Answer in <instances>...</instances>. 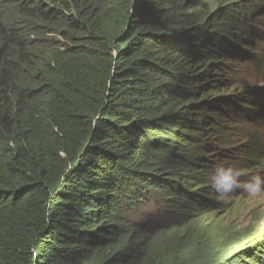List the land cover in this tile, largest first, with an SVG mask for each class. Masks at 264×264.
<instances>
[{
	"label": "trees",
	"instance_id": "trees-1",
	"mask_svg": "<svg viewBox=\"0 0 264 264\" xmlns=\"http://www.w3.org/2000/svg\"><path fill=\"white\" fill-rule=\"evenodd\" d=\"M204 1L0 0V264H264L260 241L206 248L190 231L123 247L126 225L99 228L157 182L146 170L173 152L159 135L177 134L170 104L203 79L190 64L209 58V29L253 11ZM188 194L174 207L193 214L205 200Z\"/></svg>",
	"mask_w": 264,
	"mask_h": 264
},
{
	"label": "rangeland",
	"instance_id": "rangeland-1",
	"mask_svg": "<svg viewBox=\"0 0 264 264\" xmlns=\"http://www.w3.org/2000/svg\"><path fill=\"white\" fill-rule=\"evenodd\" d=\"M229 1L231 3L235 1L237 2V0ZM204 2L207 3V0H205ZM196 8L199 10L200 5L196 6ZM192 11L195 12L196 10L193 9ZM261 23H264V16H261L259 18V24ZM180 54L181 56L183 55L184 59L187 56V52L183 49H181ZM204 60L205 58H203L202 61L193 62L192 66L194 67L196 63H199V70H201L205 65ZM218 63L219 65L215 70H210L208 72L202 73V77L204 76L203 80L206 81L201 82L198 87L199 89L221 86L217 91H219V93L225 92L228 89V85L227 83H225V81L231 80L230 77L234 78L239 72L242 71V67H240L242 66L241 62H229L227 66L229 68V72H227V76L225 77L221 72L222 67L226 65L225 60L221 58V60H218ZM151 78L156 79V74H152V76L149 75V80H151ZM132 86L134 87V85ZM145 89L146 87L144 85L140 86L139 90H136L135 88L133 90L138 91L139 93V91L144 92ZM172 89H174V87H172ZM195 91L197 90H194L192 93L190 92V94L187 92L186 94L182 95L185 97L198 95L195 94ZM217 91L215 89H212L209 92H200L195 101H198L201 97L204 98L205 96H211ZM224 97L227 98V96ZM138 101H141L140 96L138 97ZM195 101L191 100L192 108L197 105ZM178 103L181 104L175 107L176 105H178ZM189 103L190 100H182L181 98H178L177 102H171L168 110H170L172 107V116L173 114L180 112L178 114V116H180V119L187 118V125L191 127L193 126L194 128L196 127L198 129L196 130V133L198 135L196 136L195 134H193L195 137L201 136L205 133V136H203V140L207 143L214 144V142L216 141V145H218L220 143L233 141L234 134L238 133V130L240 129L239 124L236 122V120H233L231 125H227L228 123L225 121V117L223 116L224 112L215 113V110H212L214 115L212 118H209L207 110H201V112H204L203 117L198 120L197 124H195L196 119L194 118V115L198 114L199 116V112H195L190 109V115H187L189 110L187 109L188 107L185 106ZM213 103L214 106L218 104L217 98L215 99V101H213ZM135 106L136 105L133 104V108ZM136 109L140 110L142 109V106H139ZM196 111L198 110L196 109ZM262 111L264 110H261V112ZM261 112L257 113V117L255 119L250 120V124L253 127V132L250 135L252 141H257L259 139L264 140V116L261 115ZM135 116L139 117L138 121H142L140 119V117H142V113L140 115L135 114ZM236 119L237 121H239L238 118ZM206 124L207 128L205 127ZM178 125H180L181 128H184L181 122H179ZM220 127H222L221 130ZM194 128H191V130L189 128L186 129L191 132ZM205 128L209 130H205ZM212 128L213 132L210 131V129ZM180 133L181 132L177 131V134H175L177 140L173 143V147L177 150L186 151L188 143L190 142L189 138L195 137L191 132V135L188 136L187 141L185 142V144H183L181 141ZM159 136L161 140L168 146L169 143H171V140L174 139V137L168 135L166 136L167 138L165 136ZM154 137H158V135H151L150 138ZM161 147H164V145L160 146V148ZM262 149L264 150V148ZM131 153H133L131 156L132 160H135V163H132V166L136 167L138 163L140 164L143 161L142 160L141 162L137 163V158L139 156H142V152L133 150V152ZM205 160L208 161L207 157ZM223 164L229 166V164ZM146 171L151 172L152 177L156 178L157 182L149 183L148 187H146L145 189L143 188L141 196L138 197L137 200L130 201L132 202V206L128 208L127 211L121 212L120 214L116 213V216H119L123 221L119 223H121V225L125 224V228L128 232L124 236L119 237V241L122 243L123 247L130 246L133 238H136L137 241L148 243L155 242L158 238H161L164 235L166 236L173 234L180 236L183 234L185 236V234L190 233V231L193 236L196 233L198 235H202V238L200 239L202 240L201 244H203V246L206 248H208L209 245L214 246L215 248L218 247L219 243L214 242L212 244H209V242L207 241V239H211L213 236L217 237V240L220 239L223 245V250H234L235 248H247L248 250L249 248L247 246L252 242H257V240H259L260 242H264V193L258 196H250L246 192L238 190L230 197H224L225 199L221 202L218 198L219 196L216 194L213 197L215 199L217 198V204L219 203L218 206H214L212 201H210L211 203L205 202L204 204H196L195 208L199 210L197 212H192L193 214H189L188 212H181L174 206L178 205V202L181 201V196L176 189L180 188L186 191L187 188L189 189V185L192 183L191 181H193V179L190 178V176H185L184 174L178 173L176 170L167 175H165V171H160V173H157L153 170ZM186 173L189 174V172ZM181 175H184L185 177H181ZM211 175V172H205V174L203 175V181L209 182ZM159 181L160 183H167V190H165L167 192L161 191L162 184H159ZM170 181L171 183H169ZM173 193L174 196L172 195ZM208 193H211V190H208V187H206V192L203 193V196L206 197ZM116 196H118V194H116ZM207 197L211 198V196ZM172 198L177 202H172ZM188 199L190 200V198L188 197L182 198V200L186 201H189ZM113 200L116 199L113 198ZM107 224L108 223H104L103 226ZM113 250V247L109 248V255L113 253Z\"/></svg>",
	"mask_w": 264,
	"mask_h": 264
},
{
	"label": "bare ground",
	"instance_id": "bare-ground-1",
	"mask_svg": "<svg viewBox=\"0 0 264 264\" xmlns=\"http://www.w3.org/2000/svg\"><path fill=\"white\" fill-rule=\"evenodd\" d=\"M241 6V5H240ZM197 9V8H196ZM234 11V8H232L230 11H229V14L231 13V11ZM255 15V13L254 12H250V15ZM245 23V25H246V27H248L249 25H251V24H247L246 23V21L244 22ZM264 24V23H263ZM250 27V26H249ZM260 29H262V27H257V29H254V30H257V31H259L260 32ZM253 29H249L248 31H250V32H252V31H254ZM220 33H218V36H216L217 37V39H219L218 41L216 40V42L215 43H213L212 44V47H210V50H209V58L208 57H206L205 58V60L204 61H210V60H216V61H218V60H221V56L223 55V53H221L220 52V48H221V40H223L224 39V36H221V34L219 35ZM245 43H247V40H243ZM264 43V35L263 36H261V35H259L258 37H257V44H259V46L261 47H263V44ZM209 48V47H208ZM234 51L235 50H237V53L235 54V56L237 57V56H239L240 54H241V52L243 51L240 47H235L234 46ZM264 48V47H263ZM229 52L231 51V48L228 50ZM248 51L250 52V54L248 55V57H247V59H248V61H247V63L249 64V58L252 56V55H256V54H259L260 55V57L259 58H254L253 57V66L251 65V63H250V65L252 66V69H255L256 67H257V65H259L258 66V68L257 69H260V67H262V65H261V63H260V61L259 60H261V59H264V51L262 52V54H261V52H259V51H257L256 50V45L255 44H249V46H248ZM228 52V54H225L224 56H225V59H227V60H234V57L233 56H229L230 55V53ZM236 61V60H235ZM234 61V62H235ZM246 62V61H245ZM247 63H245V65L247 66ZM250 65H248V66H250ZM217 66H218V64L217 63H215L214 65H213V68L214 69H216L217 68ZM248 66L247 67H245L244 66V69H246V68H248ZM240 67H243V66H240ZM150 76H152L151 74H149ZM201 77H202V75H201ZM202 78H204V76L202 77ZM228 85V84H227ZM249 85L252 87V88H254V89H257V88H259V85H258V83L256 82V81H252V82H250L249 83ZM220 87L221 86H217V87H215V90L217 91L218 89H220ZM262 88V87H261ZM249 88H245V89H243V90H236L235 91V95H234V97H233V103H234V105H239V104H241V106H240V110H242V109H245L246 107H247V104L251 101V97H252V93L248 90ZM227 90H230V85H228V89ZM218 93H219V91H217ZM228 96H231V94H230V91H229V95ZM238 98V99H235V98ZM215 101V100H214ZM215 103V102H214ZM214 103L212 104V107H213V109L215 110V109H217L218 107H219V105H220V103L218 102V104L216 105V106H214ZM246 110V109H245ZM244 110V111H245ZM230 112H231V110H230V108H228L227 106H225V109H224V113H223V116L225 117V121L228 123L227 125H231L232 124V122H233V120L235 121L236 120V117H231V115H229L230 114ZM243 112V111H242ZM173 113V112H172ZM172 113H169V116L171 117L172 115ZM203 114H204V112H202V113H199V117L200 118H202L203 117ZM261 115L262 116H264V111H262L261 112ZM227 128V127H226ZM222 129V127H220V130ZM250 135H251V133L250 134H246V133H243V134H241V136L240 137H238V135H237V133L236 134H234V143H235V146L232 148V150H231V152H232V155H231V152L229 151H226V150H224V154H223V158H227L229 155H231V156H229L230 158L228 159V161L227 162H229V163H232V161L234 160V159H236V158H238L239 157V154L238 153H236L237 152V150H238V148H239V146L240 145H244V144H246V145H251L252 147H253V150L255 149H258V151L260 152L261 150L259 149L260 147L259 146H261L262 148H264V140H262V139H259V140H257V141H252L251 140V138H250ZM203 136L204 135H201V136H198V137H195L194 139V141H190L188 144V147H187V149H186V151H183V150H177V149H173V152L171 151L170 153H169V149L167 148V151H168V156L169 157H173V159L171 158L170 160H172V161H174V162H176V164H177V166H178V168H175L174 166H172V167H170V168H165V169H163L162 171H165V175H167V174H169V173H171V172H174L175 170L178 172V173H180V174H184L185 176H190V178H192L193 179V181H192V183L189 185V189L191 188V187H193V184H195V185H199V184H202V187H208V185L210 184V180H209V182H205V181H203V178H201V179H199L198 181L195 179V177H197V171H198V168H199V175H204L205 174V172H211V174L213 173V171H214V167H215V165H217V164H219L218 163V161H216V159H215V157L213 156L214 155V153H215V150H214V147H215V145H213L212 143H210L211 145H213L214 147L213 148H211V147H209L208 148V146L209 145H207V144H205V141L203 140ZM225 136V135H224ZM245 137V138H244ZM199 141H201V143L199 142ZM216 143V141L214 142V144ZM163 145H166V143H163ZM236 145H237V149H236ZM193 146H195V148H193L194 150H193V152H191V147H193ZM162 148V147H161ZM234 151H235V153H234ZM228 152V153H227ZM243 153H244V155H248L247 153L245 154V150L243 151ZM234 154V155H233ZM203 155H206L207 156V159H208V161H206L205 159H203V158H205V156L203 157ZM235 157V158H234ZM246 157V156H245ZM248 159L249 160H247L246 162H239L238 164H236L235 165V167H237V168H239V167H245L246 166V163H248V161H250V160H252L253 161V158H252V155H248ZM188 160L189 161H191V160H195L194 161V163L189 167L190 169H192V171H193V173L191 174V175H189V174H187L186 172V168L182 165V161H187L188 162ZM211 163H216V164H211ZM187 164V163H186ZM226 166V165H225ZM188 168V169H189ZM247 169H246V172L245 173H248L247 175H250V174H252V173H255L254 172V170H253V168L250 166V165H248L247 167H246ZM150 170H153V171H156L155 169H152V168H150ZM249 170V171H248ZM264 171V169H261V173ZM188 172H189V170H188ZM195 175V176H194ZM263 177H264V175H263ZM156 180V178H153V180ZM197 181V182H196ZM196 182V183H195ZM178 187V186H177ZM202 187H200V188H202ZM164 188V189H163ZM167 188V183L166 182H164L163 184H162V192L163 191H165V190H167L166 189ZM178 192H179V194H180V196H181V198H185V197H188V198H190L191 197V195H189L188 193L189 192H193V191H190V190H188V189H186V191H182V189H180V188H178V189H176ZM165 192H167V191H165ZM211 193H215L213 190H211ZM211 193H208V195L207 196H211ZM195 195V194H194ZM205 197V196H200L199 198L200 199H204V198H207V199H204L205 200V202H207V203H211L210 201H212L213 202V205L214 206H218V204H217V198L215 199V201H213V200H211V198L210 197ZM116 197H118V196H116ZM219 198V200H220V202L222 201V200H224L225 198H221V197H218Z\"/></svg>",
	"mask_w": 264,
	"mask_h": 264
},
{
	"label": "clouds",
	"instance_id": "clouds-1",
	"mask_svg": "<svg viewBox=\"0 0 264 264\" xmlns=\"http://www.w3.org/2000/svg\"><path fill=\"white\" fill-rule=\"evenodd\" d=\"M191 91L193 92V90H191ZM188 93L190 94V91ZM182 100H186V99H182ZM180 104L181 103H178V105H176L175 107L179 106ZM185 107H187V105ZM188 110H189V112H188L187 115H190V108ZM192 110H194V109H192ZM179 113L180 112L175 113L174 117L175 118L180 117V116H178ZM181 121H184L183 122V126L184 127H187L189 129L194 128L193 126L192 127L191 126H187V124H188L187 118H181V120L179 122H181ZM178 123H177V127L175 129L177 131L181 132L180 133L181 141H182L183 144H185V142L187 141L188 136L191 135V132H189L188 130H185L184 128H181L180 125H178ZM205 127L207 128V124L205 125ZM193 130H198V129L195 127ZM193 134H195L196 136L198 135L196 132L192 131V135ZM172 137H174V139L171 140V144L173 145V143L177 139H176L175 135L172 136ZM189 139H190V141H194L195 140L193 137H190ZM200 143H201V141H200ZM244 145L248 147V150H247L246 153L248 155H252L253 161L250 160V161H248V163H246L245 167H239V168L235 167V165L225 166L223 163L217 164L215 169H214V171H213V173H212V175H211V177H210V184L208 185V190H213L215 192V193H211V200H213V201L215 200V198L213 196L216 195V194L219 197H221V198L230 197L232 194H234L238 190L246 192L250 196H258V195L264 193V177H263L264 171L261 173V169H264V150L262 149L261 146H259L260 147L259 149L261 150L259 152L258 149H256V150L254 149L253 150V147L251 145H246V144H244ZM224 150L228 151V149L226 148L225 144H224V147H221L219 150L215 151L214 157L217 158L218 156H220L219 160H221V158H222V156L224 154L223 153ZM167 155L168 154H162L161 157L159 158V160L156 161V163H159V164H157L158 165V168L156 169L157 172H158V170H162V169H165V168L168 169V168H170L172 166H174L175 168H178L177 164H171L172 160H168L167 161V158H169V156H167ZM247 160H249L248 157H246V158L242 157V158L239 159V162L243 163V162H246ZM192 163H193V161H192ZM248 165H250L253 168L255 173H252L250 175H247L249 172L245 173L246 169H247L246 167ZM188 168L189 167L186 166V171L188 172V170H189V175H191L193 173V171H192V169H190V168L188 169ZM131 169L133 171H135L134 168L131 167ZM128 176L129 177L132 176V173H130V175L128 174ZM182 176H184V175H181V177ZM201 178H203V175H199V174H197V177H195V179L197 181L199 179H201ZM169 183H171V181ZM171 187H173V186H171ZM200 187H202V184H199V185L193 184V187H191V189H188V188L187 189L190 190V191H193V192H191L192 194L196 193V196L200 197V196L203 195L204 192H206V186L202 187V188H200ZM172 195H174V193ZM127 210H125V211H127ZM108 221H109V219L101 222L99 224L100 225L99 228L103 227V224L106 223V222L107 223H111V224H116L117 223L116 221L113 222V223L112 222H108ZM118 224L121 225V223H119V222H118ZM257 241H259V240H257Z\"/></svg>",
	"mask_w": 264,
	"mask_h": 264
}]
</instances>
